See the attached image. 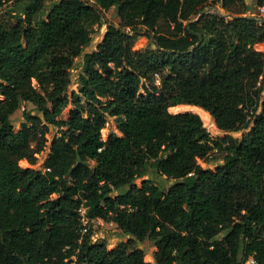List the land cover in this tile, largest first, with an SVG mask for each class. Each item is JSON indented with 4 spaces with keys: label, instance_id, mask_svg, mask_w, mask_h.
I'll list each match as a JSON object with an SVG mask.
<instances>
[{
    "label": "trees",
    "instance_id": "1",
    "mask_svg": "<svg viewBox=\"0 0 264 264\" xmlns=\"http://www.w3.org/2000/svg\"><path fill=\"white\" fill-rule=\"evenodd\" d=\"M250 4L0 0V264H264V15ZM138 31L151 48H133ZM22 102L35 112L15 130ZM182 104L226 133L169 111ZM108 117L121 136L102 138ZM49 125L42 167L19 165L37 162ZM97 218L127 240L94 239Z\"/></svg>",
    "mask_w": 264,
    "mask_h": 264
},
{
    "label": "rangeland",
    "instance_id": "2",
    "mask_svg": "<svg viewBox=\"0 0 264 264\" xmlns=\"http://www.w3.org/2000/svg\"><path fill=\"white\" fill-rule=\"evenodd\" d=\"M246 1H247V3H251L250 4L251 5L250 10L247 13L264 15V9L261 10L256 5L255 1H252V2H251V0H246ZM206 9H208V12L214 11L213 9L208 8V7ZM220 12L224 13V10L220 8ZM105 16L115 23H117L119 21L117 15L115 13V10L112 7L105 11ZM104 29H105L104 27H101L99 29L96 25L93 26L92 32H91V35H92L91 44L93 47H96V45L101 41ZM138 33L139 34L136 35V37L134 38L133 48L134 49L151 48L152 44L149 41V39L145 35H143L142 32H138ZM254 48L257 51H260L264 54V42L254 44ZM71 109H72L71 106L68 105L62 111L60 117H65ZM23 110H27V111L29 110L31 112H35L34 106L30 102H22L20 107L17 108L10 116V118L12 119V123L14 125L15 130H17L20 127V123L22 121H24ZM169 111L172 113L181 112V111H194V112L198 113L200 115L202 121H203L204 126L208 129L212 138H220L226 133V132L222 131L217 126L214 119L211 117V115L209 113H208L209 119H206V117H204V115H202L200 113V111L194 107L182 104V105H179V107H177V108H174V107L170 108ZM109 133H115L117 136H121L119 131L116 128L114 117H108L106 119V122L104 123L102 129H101V136L103 139H105ZM230 133L235 135V136H239L241 134V131H233ZM57 134H58L57 127L53 126V125H49L48 131L45 134L46 139H47L46 146L42 150V152H40L38 154L37 162L34 165H30L26 160H21V161H19V165H21L23 167L41 168L42 164H43L44 157L46 156V153L48 151L49 142L51 141L52 137L57 135ZM221 155H222V153L220 151L216 152L215 160L217 163L220 161ZM201 164L203 166H208L211 169L214 168V165L212 163H210V165H208V164L202 162ZM149 176L153 177V182H155V183L157 182L158 184H160L164 188V190H167L170 181H168L167 179H165L163 177L156 175L154 171H152L151 174H149ZM136 183L138 185H140V179H137ZM91 228L93 230L94 239L106 240L108 248H112L117 243V241L119 239H122L123 241L127 240V236L121 234L122 233L121 230L116 226V224L114 222L104 221L100 218L93 219L91 221ZM141 247H143L145 250V256H144L145 260L153 261L152 252L155 250V248L153 246L149 245V242L147 240L144 241L143 243H141Z\"/></svg>",
    "mask_w": 264,
    "mask_h": 264
},
{
    "label": "built area",
    "instance_id": "3",
    "mask_svg": "<svg viewBox=\"0 0 264 264\" xmlns=\"http://www.w3.org/2000/svg\"><path fill=\"white\" fill-rule=\"evenodd\" d=\"M261 10L264 9V6H260L259 7ZM208 130V129H207ZM209 132V131H208ZM200 163H202L201 160H199ZM78 211L80 212V214L82 215V220L83 223L86 222V219L83 217V214L85 212V208L84 207H79ZM239 264H257L256 260L254 259V257L252 255L248 256L245 260H243L242 262H240Z\"/></svg>",
    "mask_w": 264,
    "mask_h": 264
},
{
    "label": "water",
    "instance_id": "4",
    "mask_svg": "<svg viewBox=\"0 0 264 264\" xmlns=\"http://www.w3.org/2000/svg\"><path fill=\"white\" fill-rule=\"evenodd\" d=\"M205 12H208V9H205V10L200 11L199 14H203V13H205ZM259 20H264V19H259ZM188 24H189V21L187 22V26H188ZM138 32H141V31H138ZM135 33H136V32H132V33H130V35H131V36H134ZM199 37H200V36H199Z\"/></svg>",
    "mask_w": 264,
    "mask_h": 264
}]
</instances>
